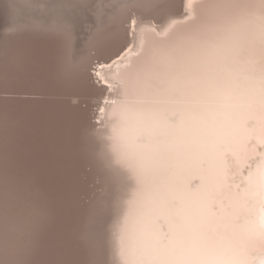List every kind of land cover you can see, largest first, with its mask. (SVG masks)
Segmentation results:
<instances>
[{"label":"bare ground","instance_id":"1","mask_svg":"<svg viewBox=\"0 0 264 264\" xmlns=\"http://www.w3.org/2000/svg\"><path fill=\"white\" fill-rule=\"evenodd\" d=\"M116 2L31 0L21 20L14 17L11 0H0V94L19 95L0 96V257L5 259L0 264H13L6 260L23 257L20 243L35 235L33 222H41L44 212L45 216L54 212L39 207L43 203L33 204L39 198L62 208L66 216L72 209L78 212L74 215L72 211L75 223L59 222L58 229L65 234L62 244L79 247V264H137L143 258V245L190 227L193 221H203L212 230L219 227L222 232L231 231L229 217L236 201L230 199L231 193L222 184L220 148L239 157L248 136L260 142V127L252 131L244 126L250 114L243 110L242 119L231 123L227 138L214 140L192 134L204 107L189 89L165 85L147 98L136 97L135 103L147 102L151 109L143 118L147 124L132 118L121 126V135L127 151L145 167L142 185L127 167L101 158L110 151L108 138L113 127L121 125L117 105L123 95L115 87L105 92L91 74L97 60L106 62L101 75L117 83L115 76L136 59L142 44L194 25L214 30L231 15L220 7L231 0H156L162 5L160 9L137 13L134 47L124 51L121 49L129 41L125 34L127 17L113 14ZM100 4L105 11L103 23L96 16ZM196 5L201 7L194 13ZM58 16L71 22L70 39L32 30ZM21 24L27 30L17 31ZM141 27L155 29L161 35L149 31L142 37ZM80 96L90 97L87 103L93 102L91 106L96 107L92 117ZM255 159L264 162V144L257 148ZM75 172L81 179L87 177L88 183L98 179L101 192L94 193L79 183L77 186L76 182L82 180L77 174L79 180L75 181ZM221 200L223 210L219 207ZM213 205H217L215 212ZM21 210L27 214H20ZM262 216L257 195L254 222L258 224ZM47 220L50 223L51 219ZM55 245L60 247L58 242ZM70 249L67 251L73 252ZM37 254L31 255L37 258ZM39 258L32 264H42ZM55 260L49 264H70L67 259ZM19 262L14 264H23Z\"/></svg>","mask_w":264,"mask_h":264},{"label":"snow or ice","instance_id":"2","mask_svg":"<svg viewBox=\"0 0 264 264\" xmlns=\"http://www.w3.org/2000/svg\"><path fill=\"white\" fill-rule=\"evenodd\" d=\"M11 7L14 17L23 20L31 0H11ZM161 7L156 0H117L112 5L114 15L127 17L125 34L129 41L121 51L134 47L137 13ZM199 7L194 6V13ZM220 7L231 15L214 30L194 25L142 44L136 59L115 76V84L101 75L106 62L97 60L91 69L105 92L115 87L123 95L117 105L121 125L113 127L108 138L110 151L101 158L127 167L142 185L145 167L127 151L121 135V126L132 118L143 120L151 110L147 102L135 103L138 96L147 98L165 85L189 89L204 107L193 135L224 140L231 123L242 119L243 110L250 114L244 126L252 131L259 126L262 133L260 142L251 135L246 138L244 153L239 157L220 148L222 184L231 193L230 199L236 201L229 217L231 231L222 232L219 227L212 230L203 221H193L190 227L143 245V258L137 264H264V216L258 224L254 222L257 195L264 211V162L255 159L257 148L264 144V0H231ZM96 16L103 23V4L97 7ZM16 30H27V26L21 24ZM32 30H44L67 40L72 24L58 16ZM139 31L142 37L149 31L161 35L146 27ZM116 55L120 57V53ZM99 110L104 111L102 107ZM222 206L221 200L219 207L223 210ZM216 207L213 205V212Z\"/></svg>","mask_w":264,"mask_h":264},{"label":"rangeland","instance_id":"3","mask_svg":"<svg viewBox=\"0 0 264 264\" xmlns=\"http://www.w3.org/2000/svg\"><path fill=\"white\" fill-rule=\"evenodd\" d=\"M94 62H96V60L94 61ZM92 68H93V66H92ZM0 96H6V97H18L19 95H15V94H5V93H3V94H0ZM23 97H26V95H22ZM79 98V100H81V101H83L84 103H83V107H85V106H89V115H90V117H92L93 116V113L95 112V110H96V107H93V106H91V103H93V102H91V103H87V101L88 100H90V97H86V96H80V97H78ZM81 98V99H80ZM67 99H70V98H67ZM85 100V101H84ZM91 121H93V120H91ZM76 172H78L77 170H76ZM75 172V173H76ZM78 173H76L75 174V181H78L79 179V181H85V182H87V185H86V183H84V184H82L83 182L81 181V183L80 182H76V185L78 186L79 184H80V186H83V187H86V188H88V189H90V190H93V192L94 193H96V192H101V188L99 189V188H97V187H100V186H98L99 185V183L100 182H98L99 180L98 179H95V180H93L92 182L91 181H89V183H88V181L86 180L87 179V177H83V179H81L82 177H81V175L80 174H78ZM76 175L79 177V179H78V177H76ZM77 178V179H76ZM74 181V182H75ZM79 183V184H78ZM71 184H73V182L71 183ZM82 184V185H81ZM95 189V190H94ZM98 189V190H97ZM36 196H37V194H36ZM33 197H35V196H33ZM41 197V196H40ZM38 198V197H37ZM41 201V202H40ZM45 201V202H44ZM48 201H50V200H45V199H43V198H39V199H35V202H33V204L34 203H37L38 204V202L41 204V203H43V204H41V206H39V207H43L45 210H48V211H50V210H53L54 209V212L52 213V214H50V213H46V216L44 215V213H43V215H42V221L40 222V220L38 221V220H36V222H33L34 223V226H32V230H33V234H35V235H30V237L29 238H31V240H32V242H31V240L29 239V238H27V239H24L23 240V242L22 243H20L21 245H22V247H21V254H24V255H22L23 257H20V258H14V259H12V260H6V261H12V263L14 264L16 261H17V263H20L19 262V259H20V261H23V264H32V262L34 261L35 262V260H37L38 259V257H41V258H39V260L38 261H42L43 263H45V262H48V264H49V262L52 260V259H56V260H60L61 261V259L63 260V259H67L69 262H70V264L72 263L73 264V262H74V264H79V263H81V260L80 259H78L77 258V252H80V250H79V247H77V249H76V247L73 245V244H62L61 243V239L63 238V237H65V234H63L62 232H61V230H59L58 229V226L59 225H64L63 224V222L64 221H66V222H64L65 223V225L67 224V225H69V224H71V222H72V220H73V222L75 223L76 222V216H74L76 213H78L77 211L75 212V210L74 209H72V211H73V214L74 215H72V211H71V213H69L67 216H66V214L64 215V212H63V210H62V208L60 209L59 207H57L54 203H50V202H48ZM88 201V199L86 200V202ZM47 202H48V204H47ZM32 204V205H33ZM37 204H35L36 206H37ZM51 204H53L54 206H52ZM34 205V206H35ZM43 205V206H42ZM45 205V206H44ZM49 206H50V209H49ZM52 206V207H51ZM56 206V207H55ZM13 206H10V208L11 209H13L12 208ZM47 208V209H46ZM72 208V207H71ZM61 211H60V210ZM55 210H56V213H55ZM23 211H25V210H23ZM22 210H21V212H20V214H22V215H26L27 213H26V211H25V213L23 212ZM48 211H46V212H48ZM59 211H60V213H59ZM54 213H55V215H54ZM63 213V214H62ZM48 214H50V216L48 215ZM57 214V215H56ZM60 214V215H59ZM63 216H62V215ZM47 215H48V217H47ZM71 215H72V217H71ZM21 216V215H20ZM43 216H45V217H43ZM58 216H59V218H58ZM61 216V217H60ZM70 216V217H69ZM66 217V218H65ZM75 217V218H74ZM51 219V221H50V223H48V220L47 219ZM67 218H71L70 220L69 219H67ZM37 219V218H36ZM55 219V220H54ZM60 219H61V221H60ZM65 219H67V220H65ZM53 220H54V223H53ZM37 222H38V225H37ZM45 222V223H44ZM47 222V223H46ZM61 224H60V223ZM72 222V223H73ZM32 223V224H33ZM48 224H50V225H48ZM44 225V226H43ZM57 225V226H56ZM37 226V229H35L34 230V228ZM53 226H55L54 228H53ZM40 227V228H39ZM39 228V229H38ZM44 228H45V230H46V228H47V230L45 231L44 230ZM42 229V230H41ZM40 230H41V232H42V235H41V233H40ZM50 232H49V231ZM57 230V231H56ZM39 232V233H36V232ZM47 231H48V233H47ZM54 232V235L53 234H51V233H53ZM56 232V233H55ZM59 232H60V234H59ZM62 233V234H61ZM46 234V235H45ZM47 234H49L48 236H47ZM37 235V236H36ZM51 235V236H50ZM53 235V236H52ZM59 235V236H58ZM45 236H47V237H45ZM34 237V238H33ZM37 237V238H36ZM44 237V238H43ZM61 237V238H60ZM41 238H42V241H41ZM35 239V240H34ZM40 239V240H39ZM46 239V240H45ZM53 239V240H52ZM27 240V241H26ZM30 240V241H29ZM37 240L39 241V245L40 246H38L37 244H38V242H37ZM48 240H49V242H48ZM29 241V242H28ZM44 241V242H43ZM48 242V243H45V242ZM52 241V242H51ZM27 242V243H26ZM43 242V243H42ZM58 242V244H59V246L61 247V249H60V247H58V245H55L56 243ZM28 243H32V245L31 244H29V245H27ZM50 243V244H49ZM43 244V245H42ZM48 244V245H47ZM52 244V245H51ZM42 245V246H41ZM44 245H46V246H48V247H46V246H44ZM52 246V247H50V246ZM31 246L33 247V248H31ZM34 246H36V247H34ZM38 246V247H37ZM44 246V247H43ZM54 246H55V248H54ZM74 246V247H73ZM23 247H25V249L23 248ZM63 247H66V249L65 248H63ZM30 248H31V253H30ZM36 250H35V249ZM43 248H44V252H43ZM48 248V249H47ZM52 248V250H50ZM58 248V249H57ZM72 249L73 250V252H70V251H67V249L69 250V249ZM29 249V250H28ZM33 249V250H32ZM38 249V250H37ZM46 249V250H45ZM54 249V250H53ZM63 249H64V251H63ZM70 249V250H71ZM76 251H75V250ZM24 250V251H23ZM35 250V251H34ZM60 250V251H59ZM71 250V251H72ZM38 252V257L37 258H35V257H32V253H34V252ZM40 251V252H39ZM47 251H50L51 253H49V252H47ZM65 251H67L68 252V254H67V252H65ZM25 252H27L26 254H28V255H26L25 254ZM57 252V253H56ZM63 252H65V253H63ZM44 253H46V255L44 254ZM49 253V254H48ZM53 253V254H52ZM61 253V254H60ZM64 255H63V254ZM70 253H72V254H70ZM30 255H31V257H30ZM43 255V256H42ZM50 256V257H48V256ZM53 255V256H52ZM57 255H58V257H57ZM68 255L70 256L71 255V257H68ZM17 256V255H16ZM60 256V257H59ZM68 257V258H70V259H68V258H64V257ZM29 257V258H28ZM46 257V258H45ZM47 257L48 258H50V260L49 259H47ZM54 257V258H53ZM57 257V258H56ZM62 257V258H61ZM3 257L1 256L0 257V261L2 260V262H5V259H2ZM22 258V259H21ZM35 258V259H34ZM76 258V259H75ZM44 259L46 260V261H44ZM72 259V260H71ZM75 259V261H73ZM4 260V261H3ZM47 260H49V261H47ZM55 260V261H56ZM71 260V261H70ZM78 260H80V262H77ZM29 261H31L30 263H28ZM33 262V263H34ZM42 263V264H43Z\"/></svg>","mask_w":264,"mask_h":264}]
</instances>
